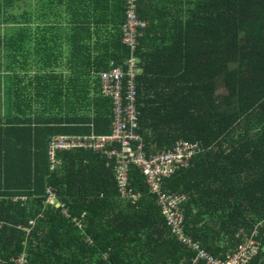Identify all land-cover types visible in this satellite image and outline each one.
<instances>
[{
	"label": "trees",
	"instance_id": "16d2710c",
	"mask_svg": "<svg viewBox=\"0 0 264 264\" xmlns=\"http://www.w3.org/2000/svg\"><path fill=\"white\" fill-rule=\"evenodd\" d=\"M135 2L147 23L135 53L136 132L146 155L180 139L199 144L163 187L186 196L183 234L224 257L264 219V0ZM122 20L123 0H0V264H21L11 260L20 253L23 264L194 256L170 234L136 166V205L118 197L104 154L58 152L51 168L52 136L111 131L98 73L128 57ZM257 240L249 264H264V229Z\"/></svg>",
	"mask_w": 264,
	"mask_h": 264
},
{
	"label": "built area",
	"instance_id": "2783aa9c",
	"mask_svg": "<svg viewBox=\"0 0 264 264\" xmlns=\"http://www.w3.org/2000/svg\"><path fill=\"white\" fill-rule=\"evenodd\" d=\"M146 21L137 15L135 0H123V20L119 26L120 44L129 51L128 57L122 61V67L109 64L108 69L98 73L100 91L102 95L111 98L113 112L111 131L108 134L90 133L85 136L58 134L48 142V156L53 163L57 160V153L84 149L93 153L106 155L105 166H111L117 195L122 201L136 205L140 199V192L135 191L129 182V169L134 165L144 177L149 193L155 196V203L159 207L170 234L183 246L194 252L189 264H249L255 257L260 242L257 240L264 229V219L259 221L246 237L245 241L231 253L224 257H213L200 249L198 244L183 234L182 204L186 201L184 193L164 189V180L175 171L188 165L190 158L200 151L196 142L178 140L168 150H161L153 155H146L138 129V112L136 109L137 88L135 78L139 74L138 60L135 56L138 38L146 28ZM49 202H56L54 193H50ZM59 205V203H57ZM66 215V211H62ZM77 228H81V221L73 219ZM33 222H31L32 224ZM3 223L0 221V229ZM14 263L23 264L25 254L20 253L11 257Z\"/></svg>",
	"mask_w": 264,
	"mask_h": 264
},
{
	"label": "water",
	"instance_id": "95a60500",
	"mask_svg": "<svg viewBox=\"0 0 264 264\" xmlns=\"http://www.w3.org/2000/svg\"><path fill=\"white\" fill-rule=\"evenodd\" d=\"M55 206L57 207L58 205H57V204H55Z\"/></svg>",
	"mask_w": 264,
	"mask_h": 264
}]
</instances>
